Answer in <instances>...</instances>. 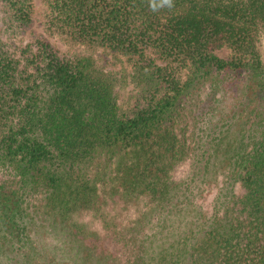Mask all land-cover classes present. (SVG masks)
Returning <instances> with one entry per match:
<instances>
[{
  "label": "trees",
  "instance_id": "trees-1",
  "mask_svg": "<svg viewBox=\"0 0 264 264\" xmlns=\"http://www.w3.org/2000/svg\"><path fill=\"white\" fill-rule=\"evenodd\" d=\"M46 2L81 52L0 0V264H264V0Z\"/></svg>",
  "mask_w": 264,
  "mask_h": 264
},
{
  "label": "rangeland",
  "instance_id": "rangeland-1",
  "mask_svg": "<svg viewBox=\"0 0 264 264\" xmlns=\"http://www.w3.org/2000/svg\"><path fill=\"white\" fill-rule=\"evenodd\" d=\"M35 22L33 29L36 33L46 36L48 40L58 49L61 54H76L77 52H81L82 47L78 45L77 42L69 39L65 34L61 33H49L46 31V21H47V2L46 0H35ZM28 41L27 37H20L15 41ZM259 51L261 55L262 62L264 64V42L261 41L259 44ZM95 55V59L98 61L102 68L111 73L113 77H116L118 81L124 83L123 87L119 90L120 98V106L123 111L128 112L131 110L132 102L131 97L133 95V90L131 86L128 85V69L126 65L122 62L120 63L117 58H113L111 54H107L103 51H95L93 53ZM220 57H227V51H220L218 53ZM124 62V61H123Z\"/></svg>",
  "mask_w": 264,
  "mask_h": 264
},
{
  "label": "clouds",
  "instance_id": "clouds-1",
  "mask_svg": "<svg viewBox=\"0 0 264 264\" xmlns=\"http://www.w3.org/2000/svg\"><path fill=\"white\" fill-rule=\"evenodd\" d=\"M172 0H160L159 5H157L156 0H152V7L155 10L157 7H163L165 5L171 7Z\"/></svg>",
  "mask_w": 264,
  "mask_h": 264
}]
</instances>
